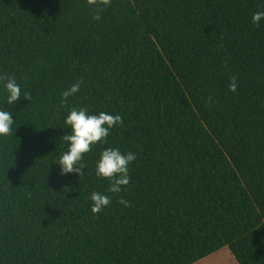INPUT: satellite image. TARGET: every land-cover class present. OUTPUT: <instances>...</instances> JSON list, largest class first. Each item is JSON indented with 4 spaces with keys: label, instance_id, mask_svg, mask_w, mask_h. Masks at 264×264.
<instances>
[{
    "label": "trees",
    "instance_id": "trees-1",
    "mask_svg": "<svg viewBox=\"0 0 264 264\" xmlns=\"http://www.w3.org/2000/svg\"><path fill=\"white\" fill-rule=\"evenodd\" d=\"M257 11L264 0H0V76L31 96L8 104L0 81L14 118L0 137V264H196L223 248L264 264ZM73 108L123 118L80 176L56 164ZM108 147L137 156L116 194L95 173ZM92 192L111 204L93 214Z\"/></svg>",
    "mask_w": 264,
    "mask_h": 264
},
{
    "label": "clouds",
    "instance_id": "clouds-1",
    "mask_svg": "<svg viewBox=\"0 0 264 264\" xmlns=\"http://www.w3.org/2000/svg\"><path fill=\"white\" fill-rule=\"evenodd\" d=\"M94 18L99 19V16ZM262 20H264V11L253 13V24L259 25ZM0 81L3 82L8 104L20 101L22 95L25 100L31 99L29 93H22L21 85L14 76H0ZM81 83L82 81L73 84L62 93V103H66L69 97L79 91ZM229 88L230 91H236L237 83L235 78H233ZM122 123L123 118L119 114L114 115L103 111L98 114H90L86 108H73L65 119V124L70 131L63 136V139L68 143V149L56 163L60 168L61 174L82 175L84 155L90 152L92 146L97 143H107L110 131ZM13 125L14 118L12 113L0 109V137L11 135ZM136 159L137 156L133 152L124 153L119 148H105L96 161V176L110 181L108 192L113 194L120 193L130 183L129 166ZM90 200L93 214L101 212L111 204V197L102 192H92ZM119 203L128 206V202L124 199H121Z\"/></svg>",
    "mask_w": 264,
    "mask_h": 264
},
{
    "label": "rangeland",
    "instance_id": "rangeland-1",
    "mask_svg": "<svg viewBox=\"0 0 264 264\" xmlns=\"http://www.w3.org/2000/svg\"><path fill=\"white\" fill-rule=\"evenodd\" d=\"M196 264H237L227 248L211 254Z\"/></svg>",
    "mask_w": 264,
    "mask_h": 264
}]
</instances>
